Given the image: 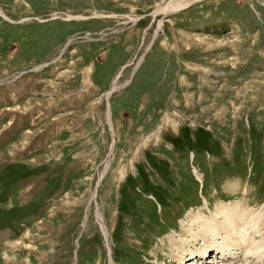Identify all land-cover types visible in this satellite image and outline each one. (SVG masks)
<instances>
[{"label":"rangeland","instance_id":"374dc122","mask_svg":"<svg viewBox=\"0 0 264 264\" xmlns=\"http://www.w3.org/2000/svg\"><path fill=\"white\" fill-rule=\"evenodd\" d=\"M173 1L0 0V264H185L195 212L264 213V0Z\"/></svg>","mask_w":264,"mask_h":264},{"label":"bare ground","instance_id":"6f19581e","mask_svg":"<svg viewBox=\"0 0 264 264\" xmlns=\"http://www.w3.org/2000/svg\"><path fill=\"white\" fill-rule=\"evenodd\" d=\"M194 1L197 2V0H174L171 7H176L177 9L178 6L186 5V3L190 4ZM116 89L118 88L114 86L110 93ZM110 93L106 95L107 98L110 96ZM196 177L198 178L199 176L196 175ZM214 211L213 213H209L208 216H202L203 213L197 211L195 212V216L189 218L187 227L183 232L184 234L188 233L192 239V243L200 241L201 244L200 248L189 251L188 254L181 256L182 263L200 264L202 262L200 259L204 258L207 252L212 251V249L217 254H221V257H219L221 260L230 254L235 259L238 250H242L244 252L243 264H253L254 261L260 263L264 254V252H261L264 249V232L261 233L262 230L259 228L263 229L264 213L254 215L247 206L245 207V205L238 202L220 204ZM259 234L262 236L261 242L255 240ZM219 241L221 242L220 249L217 247L220 244H218ZM170 242V245L174 246L171 250H174L176 253L175 257H178V254L183 252L182 244L174 242L172 238ZM214 259L213 263H219L218 257L215 256Z\"/></svg>","mask_w":264,"mask_h":264}]
</instances>
